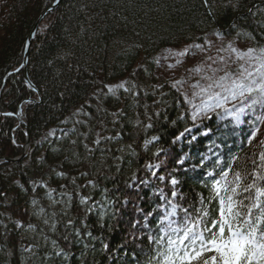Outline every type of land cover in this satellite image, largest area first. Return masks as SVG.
Wrapping results in <instances>:
<instances>
[{
    "label": "trees",
    "instance_id": "16d2710c",
    "mask_svg": "<svg viewBox=\"0 0 264 264\" xmlns=\"http://www.w3.org/2000/svg\"><path fill=\"white\" fill-rule=\"evenodd\" d=\"M54 1L0 0V157L22 154L17 107L40 98L28 152L0 163V264H155L166 232L215 215L224 171L264 166V123L194 118L157 55L212 35L264 47V0H60L29 45L33 90L25 41Z\"/></svg>",
    "mask_w": 264,
    "mask_h": 264
},
{
    "label": "snow or ice",
    "instance_id": "6c2138e0",
    "mask_svg": "<svg viewBox=\"0 0 264 264\" xmlns=\"http://www.w3.org/2000/svg\"><path fill=\"white\" fill-rule=\"evenodd\" d=\"M229 48L232 64L228 67L232 68L237 61L240 62L239 65L235 66L233 72H227L216 79L202 77L208 83L207 86H201V93L196 95L204 104L216 101L210 110L220 108L231 115L232 110L224 107V101L239 100L247 108L257 104L264 105V47L249 48L246 51L231 45ZM225 63L221 61V64ZM211 71L215 75L216 72L224 71V68L217 67ZM230 78V83H225ZM119 87L122 88L123 85ZM220 89L227 93L223 98ZM110 91L115 92L114 89ZM244 112L245 108L241 107L239 114ZM96 143L99 145L101 141L97 140ZM261 147L264 148V141L261 142ZM258 162H264V151ZM208 175L211 176L212 173ZM160 179L163 180V177ZM262 180L264 166L259 174L236 171L231 179L229 172L224 171L221 179L211 184V199L217 202L215 215L209 218V212L204 210L201 218L193 219L191 224L185 218L184 227L171 228V232L180 233L178 238L166 232V243L161 244L162 250L158 251L159 259L155 264H264V184L259 183ZM171 183L175 185L177 181L172 180ZM172 195L175 196V192ZM48 198L52 199V192L48 193ZM68 199L71 200V196ZM57 202L53 200V203ZM81 202L88 204L87 199H82ZM43 211L41 209V214ZM164 240L165 236H160L153 242L160 243ZM56 255L61 253L57 251Z\"/></svg>",
    "mask_w": 264,
    "mask_h": 264
},
{
    "label": "rangeland",
    "instance_id": "374dc122",
    "mask_svg": "<svg viewBox=\"0 0 264 264\" xmlns=\"http://www.w3.org/2000/svg\"><path fill=\"white\" fill-rule=\"evenodd\" d=\"M229 45L241 51L250 48L244 43L224 40L212 35L201 45H183L179 48L162 50L157 55L155 73L161 78L169 80L180 91L190 106L194 118L204 117L212 113H222V117H232L236 122L241 123L245 116H252L256 123L261 125L264 123V105L262 104L247 108L246 105H241L239 100L224 101V107L232 110V114L228 115L220 108L210 110L216 104L215 100L211 101L210 104H204L196 95L201 93V86H207L208 81L202 79V77L208 76L216 79L227 72H233L235 66L239 65L240 62L237 61L232 68L228 67L229 64H232ZM181 53H184V55H181ZM221 61L226 63L221 64ZM217 67L224 68V71L216 72L214 75L211 69ZM197 69H199V72H197ZM230 80L231 78L226 80L225 83H230ZM219 91L221 92V98L227 95L223 89ZM241 107L245 108L242 115L239 114Z\"/></svg>",
    "mask_w": 264,
    "mask_h": 264
},
{
    "label": "water",
    "instance_id": "95a60500",
    "mask_svg": "<svg viewBox=\"0 0 264 264\" xmlns=\"http://www.w3.org/2000/svg\"><path fill=\"white\" fill-rule=\"evenodd\" d=\"M60 0H55L52 5L46 9V11H44L35 21L34 25L32 26L27 39L25 41V50H24V54H23V58H22V62L21 65L19 67V69H22L23 75H24V80L25 82L32 88L35 90L34 85L31 83L28 74H27V63H28V49H29V45L31 43V41L33 40V37L36 33V30L40 24V22L42 21V19L44 18V16L46 14H48L50 11H52L53 9H55L58 4H59ZM40 100V98L38 97L37 102ZM29 101H33L32 99H30ZM21 113V104L18 106V110H17V114ZM23 118H25V115L22 114L21 115ZM19 121L21 122V119H19ZM25 131H26V142L22 147V154L19 157H15V158H8V157H0V162H11V161H17L22 159L25 155H26V150L28 149L29 146V138H28V129L27 126L25 124Z\"/></svg>",
    "mask_w": 264,
    "mask_h": 264
},
{
    "label": "bare ground",
    "instance_id": "6f19581e",
    "mask_svg": "<svg viewBox=\"0 0 264 264\" xmlns=\"http://www.w3.org/2000/svg\"><path fill=\"white\" fill-rule=\"evenodd\" d=\"M23 159V158H22Z\"/></svg>",
    "mask_w": 264,
    "mask_h": 264
}]
</instances>
